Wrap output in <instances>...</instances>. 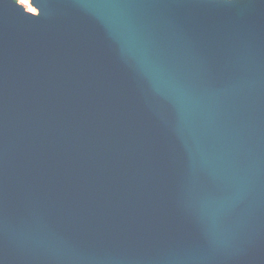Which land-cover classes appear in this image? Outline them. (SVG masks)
Segmentation results:
<instances>
[{
	"label": "water",
	"instance_id": "water-1",
	"mask_svg": "<svg viewBox=\"0 0 264 264\" xmlns=\"http://www.w3.org/2000/svg\"><path fill=\"white\" fill-rule=\"evenodd\" d=\"M0 0V264H264V0Z\"/></svg>",
	"mask_w": 264,
	"mask_h": 264
},
{
	"label": "rangeland",
	"instance_id": "rangeland-1",
	"mask_svg": "<svg viewBox=\"0 0 264 264\" xmlns=\"http://www.w3.org/2000/svg\"><path fill=\"white\" fill-rule=\"evenodd\" d=\"M17 2L22 5L26 10L27 7L34 10V13H37V10L31 5V0H17ZM28 11V10H27Z\"/></svg>",
	"mask_w": 264,
	"mask_h": 264
},
{
	"label": "bare ground",
	"instance_id": "bare-ground-1",
	"mask_svg": "<svg viewBox=\"0 0 264 264\" xmlns=\"http://www.w3.org/2000/svg\"><path fill=\"white\" fill-rule=\"evenodd\" d=\"M28 12L34 13V10L27 7Z\"/></svg>",
	"mask_w": 264,
	"mask_h": 264
}]
</instances>
